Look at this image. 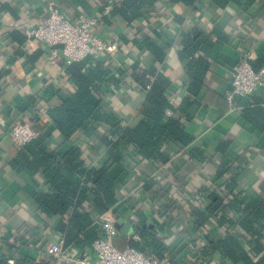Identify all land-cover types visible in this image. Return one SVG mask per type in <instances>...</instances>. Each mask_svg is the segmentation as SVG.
<instances>
[{"label": "crops", "instance_id": "crops-1", "mask_svg": "<svg viewBox=\"0 0 264 264\" xmlns=\"http://www.w3.org/2000/svg\"><path fill=\"white\" fill-rule=\"evenodd\" d=\"M50 1L61 5L72 17L81 13L100 21L103 17L109 18L110 23L100 22L96 34L114 50L112 54H103L94 60H102L112 68L116 83L111 84L106 92L105 102L111 111L122 118L124 125L134 127L139 123L141 116L138 111L145 97L142 88L129 76L131 68L136 65L158 67L172 81L170 95L174 104L180 105L185 98H190L193 103L198 101L188 111L189 120L186 121L187 132L194 137L192 147L203 150L207 160L215 158L220 161L223 157L216 153V147L222 142H230L229 156H241L249 163L252 177L245 179L255 178L253 187L259 191L264 181V130H257L253 123L245 119L244 112L245 107L253 103V97L264 102V87L254 96L236 98L233 102H229L226 96L231 90L232 68L241 59L244 41H248L246 46L251 52L252 64L264 54V10L260 14L263 4L243 11L238 5L222 9L207 0H201L195 8L171 4L168 0H151L149 13L136 26L129 25L121 16L111 15L113 4L118 0H0V256L8 258L9 264H15L18 251L11 249V241L24 239L35 243V247L27 250L37 262L44 263L52 260L48 248L61 240L56 232L60 219L46 216L34 200V195L44 187L46 176L33 175L24 168L15 167V162L21 161L22 148L13 143L9 132L16 122L33 124L48 137L47 146L57 155L77 147L85 154L89 166L101 165L108 159L106 148L98 141V135L105 131L103 127L98 126L94 132L91 129L81 130L71 142L66 143L46 114L48 108L59 105L66 94L77 87L62 66L65 61L61 59L57 64L50 63L47 60L50 47L28 39L24 34L26 28L46 18V7ZM108 7L110 10L106 12ZM193 28L209 33L219 29L231 40L212 50L206 86L198 97L187 90V61L181 59L182 41ZM14 33L24 36L26 40L19 42L13 37ZM145 33L163 46L166 56L162 63L141 53L138 45L134 44V39ZM126 39L129 42H125ZM189 158L191 160L179 158L175 161L173 175L177 182L187 186L184 192L179 193L181 201L199 206L203 199L194 192L203 186L200 176L203 167L195 159ZM215 171L212 167L208 175L212 184ZM64 173L72 180L78 178ZM155 173L156 169L151 165L132 167V174L119 194L118 207L124 216L123 223H130L133 227L136 221V224L143 225L141 219L134 218V211L141 210L148 226L157 230L159 241L168 251L175 252V262L194 264L189 251L202 244L197 239L196 231L191 230L193 225H188L192 235L184 239L183 225L168 224L161 214L152 212L140 197L144 181L155 177ZM129 199L135 202V210ZM110 215L114 219L113 213ZM218 232L213 229L212 235ZM156 236L152 231L148 232L146 238L131 233L128 241L138 242L145 252L158 256L156 253L160 249L154 245ZM165 256L170 258L168 252ZM210 264L230 262L215 254Z\"/></svg>", "mask_w": 264, "mask_h": 264}, {"label": "trees", "instance_id": "trees-1", "mask_svg": "<svg viewBox=\"0 0 264 264\" xmlns=\"http://www.w3.org/2000/svg\"><path fill=\"white\" fill-rule=\"evenodd\" d=\"M150 1L118 0L113 4L111 15L121 16L129 25L138 26L149 13ZM207 1L222 9L238 5L243 11L257 4L264 5V0ZM168 2L195 8L201 0ZM263 10L264 7L260 14ZM108 19L103 17L100 22L110 23ZM13 37L21 43L26 40L18 33H14ZM125 42L129 41L126 39ZM133 42L141 53L152 56L159 63L164 61L166 52L163 46L148 33L136 37ZM230 42V36L219 29L209 33L193 28L184 37L181 59L187 61L185 71L189 78V92L196 97L201 94L210 71L212 50L219 44ZM247 42L245 40L242 44L241 58L249 51ZM252 65L256 70L264 68V54ZM62 66L77 87L66 94L59 105L48 108L46 114L66 143L71 142L81 130L91 129L94 132L98 126L103 127L105 131L98 135V141L106 148L108 159L101 165L89 166L85 154L77 147L57 155L48 148V137L41 133L22 148L21 161L15 162V167L24 168L33 175L46 176L44 187L34 195V200L46 216L60 219L56 232L63 239L65 248H74L81 255L90 252L95 240L102 235L99 221L102 215L113 213L116 222L123 223L124 216L118 207L120 190L131 176L132 167L145 164L155 167L156 176L144 181L140 197L152 212L161 214L168 224L183 225L184 239L192 235L188 225H193L191 230L196 231L202 245L189 251L192 263L210 264L213 256L219 254L230 264H264V181L259 191L254 189L255 178L245 179L252 177L249 163L241 156H229L231 143L228 141L218 144L215 149L223 157L220 161L215 158L207 160L203 150L192 147L194 137L187 132L186 121L189 120L188 111L198 101L193 103L190 98H185L180 105L174 104L170 95L172 81L168 75L155 66H133L129 76L142 88L145 97L138 111L141 120L131 127L124 125L122 118L105 102L106 92L111 84L116 83L109 64L93 60L65 62ZM104 88L106 91H103ZM263 104L261 99L253 97V103L248 104L244 112L245 119L262 132ZM189 157L203 167L200 173L203 186L194 192L203 199L199 206L181 201L179 193L184 192L187 186L177 182L173 175L175 161L179 158L191 160ZM212 167L216 170L214 184L208 179ZM64 171L78 178L72 180ZM128 202L135 210V202L131 199ZM134 215L136 220L141 219L143 225L133 222V234L146 238L152 231L157 235L155 227L148 226L141 210L134 211ZM213 229L219 232L212 235ZM20 241L23 243L20 247L10 244L19 255L14 258L15 264H54L53 259L37 262L27 250L26 241ZM127 245L145 251L133 240ZM154 245L160 249L156 253L158 257L162 258L168 252L172 264H177L175 252L168 251L157 236ZM0 264H9V259L0 256Z\"/></svg>", "mask_w": 264, "mask_h": 264}, {"label": "built area", "instance_id": "built-area-1", "mask_svg": "<svg viewBox=\"0 0 264 264\" xmlns=\"http://www.w3.org/2000/svg\"><path fill=\"white\" fill-rule=\"evenodd\" d=\"M110 7L106 8V12ZM46 18L35 26L25 29L28 39L39 41L50 47L47 60L57 64L63 59L67 64L73 62L93 61L103 54H112L114 47L96 34L100 20L85 14L69 16L61 5L50 1L46 7ZM62 45L63 48H57ZM251 52L247 51L232 68L231 90L227 100L248 98L264 87V68L256 70L251 63ZM149 87H147L148 89ZM41 132L31 123L18 121L9 132L13 143L23 148L37 139ZM102 235L95 240L92 250L81 255L74 248H65L64 241L51 244L48 254L54 264H172L168 256L162 258L145 251L127 246L119 249L115 240L119 235L116 221L110 213L99 219ZM17 247L23 245L20 240L11 241ZM37 245V244H36ZM28 248L35 247L34 242L26 241Z\"/></svg>", "mask_w": 264, "mask_h": 264}, {"label": "water", "instance_id": "water-1", "mask_svg": "<svg viewBox=\"0 0 264 264\" xmlns=\"http://www.w3.org/2000/svg\"><path fill=\"white\" fill-rule=\"evenodd\" d=\"M57 48L61 49L63 48V46L59 45L57 46ZM116 228L118 229L119 235L115 240V244L119 249L123 250L127 247L129 235L132 233L133 230L132 225L127 222H116Z\"/></svg>", "mask_w": 264, "mask_h": 264}]
</instances>
